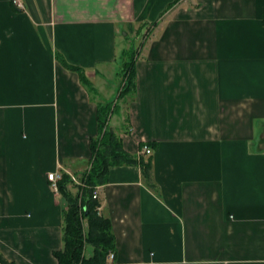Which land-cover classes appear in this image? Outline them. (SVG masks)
I'll list each match as a JSON object with an SVG mask.
<instances>
[{
	"label": "crops",
	"instance_id": "0c3cea01",
	"mask_svg": "<svg viewBox=\"0 0 264 264\" xmlns=\"http://www.w3.org/2000/svg\"><path fill=\"white\" fill-rule=\"evenodd\" d=\"M21 1L0 0V253L57 264L65 202L46 176L87 170L97 134L64 64L108 97L118 44L147 27L112 128L135 156L149 145L155 188L138 165L96 187L108 264H264V0Z\"/></svg>",
	"mask_w": 264,
	"mask_h": 264
},
{
	"label": "trees",
	"instance_id": "16d2710c",
	"mask_svg": "<svg viewBox=\"0 0 264 264\" xmlns=\"http://www.w3.org/2000/svg\"><path fill=\"white\" fill-rule=\"evenodd\" d=\"M135 63L136 57L129 54L121 68L122 85L117 99L133 97L136 87ZM64 65L78 74L80 82L89 93L95 92L81 68L67 63ZM118 109L117 101L96 103L97 134L90 140L89 168L79 174L84 185H77L64 172L57 182L58 191L65 202L62 209V247L53 252L57 264H108V254L115 249L114 235L110 220L99 212V199L93 198L92 194L96 187L105 184L106 173L111 166L138 165L146 186L155 188L150 177L149 160L127 152L123 148L120 132L109 126L110 113ZM125 124L124 131L128 132V121ZM88 248L91 249L90 255H86ZM0 264L15 263L0 253Z\"/></svg>",
	"mask_w": 264,
	"mask_h": 264
},
{
	"label": "rangeland",
	"instance_id": "374dc122",
	"mask_svg": "<svg viewBox=\"0 0 264 264\" xmlns=\"http://www.w3.org/2000/svg\"><path fill=\"white\" fill-rule=\"evenodd\" d=\"M146 33H147V27L144 30V32L141 33V35H138V38L137 39H135L133 37H129V38L128 37H125V41L122 42V44H118V48H117V58H116V62L114 64V69H115L114 71H116L117 77H115L112 80V84H113L112 87L115 86V88L113 89V92H112V94L110 96H108L109 95L108 94L107 95L108 97H103L102 95L98 94V92L96 91V89L94 88V86L92 85V83H90L91 86H92V88L95 91V92H92V93L90 92V95L91 96H94L96 98V103L97 104H103L104 102H109V101H112V102L115 103V101H117V105L119 106V108L120 107L123 108L122 111H124V108L125 107H124V100H123V98L117 99L118 91L120 90V87L122 85L121 68H122L123 63L128 59V55L129 54L132 53L135 57H137L138 52L140 51V44L143 41V38L146 35ZM124 50H125V53H123ZM128 50H131V52H129ZM106 92H108V88H106ZM117 111L118 110H114V112H111L110 113L108 123H109V126H111V127H113V124H118V122H116V116L118 114ZM122 116H126V114L125 115L122 114ZM122 125H124V122H122ZM120 131H122V128L120 129ZM120 131H118V132H120Z\"/></svg>",
	"mask_w": 264,
	"mask_h": 264
},
{
	"label": "built area",
	"instance_id": "2783aa9c",
	"mask_svg": "<svg viewBox=\"0 0 264 264\" xmlns=\"http://www.w3.org/2000/svg\"><path fill=\"white\" fill-rule=\"evenodd\" d=\"M11 3L13 4V6L15 7V8H17V9H23L24 8V5H23V3H22V1L21 0H11ZM151 153V148L149 147V145H146V144H144V145H142V147H141V151H140V154L139 155H141V154H150ZM61 175H62V173L61 172H57V171H54V172H48L47 173V180L48 181H50V184H51V187H52V190H54L55 192H57L58 191V185H57V182H58V180H60V178H61ZM70 175V178H71V180L74 182V183H76L77 185L78 184H80V185H84L82 182H81V180H80V178L78 177V176H75V175H73V174H69ZM92 197L93 198H98V194H97V189H95L94 191H93V194H92ZM98 209H99V207H98ZM113 252H110L109 254H108V257H107V260L108 261H111L112 259H113Z\"/></svg>",
	"mask_w": 264,
	"mask_h": 264
}]
</instances>
